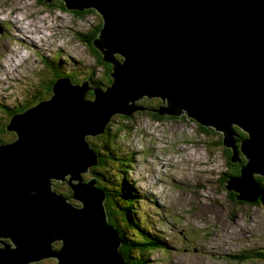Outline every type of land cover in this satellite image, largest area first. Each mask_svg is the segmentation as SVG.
Listing matches in <instances>:
<instances>
[{
  "label": "water",
  "instance_id": "obj_1",
  "mask_svg": "<svg viewBox=\"0 0 264 264\" xmlns=\"http://www.w3.org/2000/svg\"><path fill=\"white\" fill-rule=\"evenodd\" d=\"M58 1L67 11L101 14L92 46L112 67V82L58 79L44 101L8 118L16 139L0 145V264H126L107 193L97 178L84 179L100 164L87 138L105 133L116 115L185 114L222 132L241 164L226 189L256 203V177H264V0ZM235 128L248 135L240 145ZM59 182L81 206L55 190Z\"/></svg>",
  "mask_w": 264,
  "mask_h": 264
},
{
  "label": "rangeland",
  "instance_id": "obj_2",
  "mask_svg": "<svg viewBox=\"0 0 264 264\" xmlns=\"http://www.w3.org/2000/svg\"><path fill=\"white\" fill-rule=\"evenodd\" d=\"M61 2L43 5V0H0V140L9 143L14 139L13 133L4 130L8 118L44 101L52 82L70 78L74 85L86 81L109 85V71L99 66L100 60L89 44L90 36L103 24L101 14L63 10ZM15 15L25 18L29 30L36 31L32 35L39 38L41 49L38 45L22 46L12 34L5 19ZM108 126L105 133L87 140L94 150L92 144L101 148V142L115 135L117 141L110 139V143L132 156L128 180L141 198L138 209L142 229L149 231L140 235V241L147 245L154 235L165 243L145 253L147 264H264L255 258L242 263L236 259L264 251V197L250 204L234 202L228 194L225 174L231 169L225 165L222 132L202 126L185 114L162 121L142 112L130 120L116 115ZM202 127L210 131L204 133ZM243 133L247 135L241 129L237 132L238 144ZM104 156L107 165L103 169L114 172L117 161ZM91 178V171L84 175L85 181ZM55 190L69 197L74 207L81 206L71 198L66 183H56ZM123 214H118L116 224L121 231L134 234L127 229L131 224L122 219L126 211ZM54 245L56 248L59 243ZM55 262L42 260V264Z\"/></svg>",
  "mask_w": 264,
  "mask_h": 264
},
{
  "label": "trees",
  "instance_id": "obj_3",
  "mask_svg": "<svg viewBox=\"0 0 264 264\" xmlns=\"http://www.w3.org/2000/svg\"><path fill=\"white\" fill-rule=\"evenodd\" d=\"M44 1L45 0H43V5L45 3ZM53 2H55V1H53ZM53 2H51L49 4H52ZM45 6H49V5H45ZM59 6L63 10H68L64 6L63 2H61L59 4ZM92 10H94V9H88L84 12H88V13L93 12ZM101 31H102V24L98 28L95 35L91 36V38L89 40L90 46H92V42L100 36ZM91 48L94 51V53L96 54L97 59L100 60L99 66L108 69V71L110 73L112 70V67L109 64H106L102 61V54L94 46ZM111 82H112V79H110L109 83L111 84ZM53 85H54V83L52 82L49 86L50 92H52L51 90L53 89L52 88ZM156 104L157 105L160 104V100ZM150 116H151V119L154 121H158V120L162 121L163 119L167 118V116L161 117L158 114L157 115L156 114H150ZM131 118L132 117H125V119H128V120H130ZM108 127L111 129V126H108ZM4 130L6 131V127ZM4 130H2V131H4ZM235 130H236V132H238L239 129L235 128ZM201 131L204 133H207L210 130L208 128L202 127ZM247 136L248 135L243 133L242 140L246 139ZM114 137H115V135H114ZM113 138L108 136L106 138V140L101 142V146H102L101 148L95 144H92V147L94 148L96 153L100 156V164L98 167L92 168L91 172L93 173V178H97L98 186L100 188L104 189L107 193V199L105 202L106 212H107L109 221L112 224L116 225L119 232H121L123 243L121 244L120 252L124 256L125 260H127V264H147V260L145 258V253L154 249V247H152V246H162L163 247L165 245V243L163 242V240L161 239L160 236H154V235H151V241L148 242L147 245H146V243H142V241H140V240H142L140 235H145L146 233L149 234V231L142 229V224L140 223V221L142 220V218H141L142 215L140 213V210L138 209V205H140V203H141V198L138 197V193L135 190H133V185L128 180V174L130 173V171L128 169L130 168V163L133 161L132 156H129V154H123L122 151L114 143L111 144L110 139L113 141V140H115ZM14 139H16L15 134H14ZM116 141H117V139L115 140V142ZM9 142H11V141H9ZM5 143H8V142L0 140V145L5 144ZM240 143H242V141ZM225 149L227 151V153L224 154L226 169L227 170L231 169V171L229 173L225 174V183L227 184V181L229 180L230 177L238 176L240 174V170L239 169H238V171L235 170L236 166L239 164H235L232 162V157H233L232 151L227 149V148H223L224 151H225ZM105 154L110 156L113 159V162L117 161L114 165V168H115L114 172L117 174H114V172H112V171L107 172V171H105V169H103V167H105L107 165V160L104 156ZM242 156H244L245 159L243 160L242 158H240L241 163L245 164L246 163V157L244 154L241 153V157ZM93 178H91V179H93ZM256 179H257L259 187L261 189V196L258 199V201L256 202V203H258L264 197V183L262 182L264 177L257 176ZM225 188H226V186H225ZM228 194H231L233 196L234 202H236L237 193L229 192ZM240 203H242V202H240ZM124 206H126L125 209H124ZM125 211H126V216L122 219L127 220L128 225L131 224V228L133 230L129 227L127 229L130 230L131 232L133 231L134 234H128V233H125L124 231H121L120 227L116 224L118 214H120V215H122V213L125 214ZM5 241L11 243V241L8 239H5ZM148 246H151V247L149 248ZM260 257H262L263 259H258ZM138 258L140 260V263H138ZM254 258L257 260H264V251H255V253H253V254H246L245 256L237 257L236 259L242 263L246 260L254 259Z\"/></svg>",
  "mask_w": 264,
  "mask_h": 264
},
{
  "label": "bare ground",
  "instance_id": "obj_4",
  "mask_svg": "<svg viewBox=\"0 0 264 264\" xmlns=\"http://www.w3.org/2000/svg\"><path fill=\"white\" fill-rule=\"evenodd\" d=\"M5 20L8 22L10 28L12 29V32H13L12 34L15 37L17 36L16 38L18 40H20V43L22 46H24V45H26V46L38 45L40 47V44L38 43L39 38L38 37L36 38L35 36L32 35V34L36 33V31L35 30L30 31L29 30L28 23L25 21V18H20L18 15H15V16H12V18L7 17ZM37 30L39 31V29H37ZM64 47H66V46H64ZM40 49H41V47H40ZM44 49H46V48H44ZM13 65H15V64H13ZM16 65L21 66L20 64H16ZM119 254L121 255L120 252H119Z\"/></svg>",
  "mask_w": 264,
  "mask_h": 264
},
{
  "label": "flooded vegetation",
  "instance_id": "obj_5",
  "mask_svg": "<svg viewBox=\"0 0 264 264\" xmlns=\"http://www.w3.org/2000/svg\"><path fill=\"white\" fill-rule=\"evenodd\" d=\"M53 259V258H52ZM34 264H42V261H40V262H37V263H34Z\"/></svg>",
  "mask_w": 264,
  "mask_h": 264
},
{
  "label": "clouds",
  "instance_id": "obj_6",
  "mask_svg": "<svg viewBox=\"0 0 264 264\" xmlns=\"http://www.w3.org/2000/svg\"><path fill=\"white\" fill-rule=\"evenodd\" d=\"M72 81V80H71Z\"/></svg>",
  "mask_w": 264,
  "mask_h": 264
}]
</instances>
